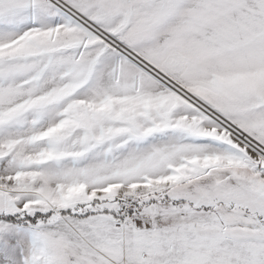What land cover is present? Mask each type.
Wrapping results in <instances>:
<instances>
[{
  "label": "snow or ice",
  "instance_id": "obj_1",
  "mask_svg": "<svg viewBox=\"0 0 264 264\" xmlns=\"http://www.w3.org/2000/svg\"><path fill=\"white\" fill-rule=\"evenodd\" d=\"M0 264H264V0H0Z\"/></svg>",
  "mask_w": 264,
  "mask_h": 264
}]
</instances>
